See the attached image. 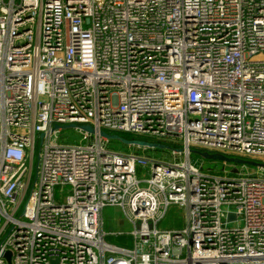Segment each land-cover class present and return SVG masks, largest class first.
<instances>
[{"label":"built area","instance_id":"obj_1","mask_svg":"<svg viewBox=\"0 0 264 264\" xmlns=\"http://www.w3.org/2000/svg\"><path fill=\"white\" fill-rule=\"evenodd\" d=\"M192 150L264 164V0H0V264H264V167Z\"/></svg>","mask_w":264,"mask_h":264},{"label":"rangeland","instance_id":"obj_2","mask_svg":"<svg viewBox=\"0 0 264 264\" xmlns=\"http://www.w3.org/2000/svg\"><path fill=\"white\" fill-rule=\"evenodd\" d=\"M59 136L66 137V139L69 142L72 141L78 142L79 140V136L77 132L69 128L61 130ZM106 147L114 151H128V149H130V147L127 148V146L122 145L117 141H109V144H107ZM168 148L169 149H163V150L148 149L147 154L150 156H156V158L159 159L169 160L172 157L171 153L173 148L170 147ZM175 149H179V147ZM176 158H178V156H176ZM190 160L192 163L193 162L200 163L204 171L213 170L215 164H219V162L202 159L196 154V150H192L190 154ZM35 162L36 160H34V164ZM228 164L233 165L234 163H228ZM230 165L228 167L233 168ZM234 166L239 167V164H235ZM105 209L107 210L105 211L104 222H107L109 231H115V230L129 231L131 229V225L123 217L119 209L117 208H105ZM182 216H183V211L179 210L177 207H170L165 218L158 224V228H163V229L177 228L181 225ZM107 240L109 242L116 243L114 239L108 238Z\"/></svg>","mask_w":264,"mask_h":264},{"label":"water","instance_id":"obj_3","mask_svg":"<svg viewBox=\"0 0 264 264\" xmlns=\"http://www.w3.org/2000/svg\"><path fill=\"white\" fill-rule=\"evenodd\" d=\"M73 125L71 126H66V127H61V128H72ZM57 127H55L54 129H56ZM81 129L83 131H86L87 133L93 135L95 134L94 129H92L90 126H81ZM98 135L108 141H117L122 145L125 146H139V147H145V148H149V149H158V150H163V149H167V146L163 145V144H157V143H153V142H146L144 140H138V139H126L120 135H116V134H107L105 132H98ZM196 154L201 157L202 159L205 160H210V161H214V162H223V163H234V164H246L248 166L251 167H264V164H260L256 161H251V160H246V159H241V158H229L226 157L224 155L221 154H211L209 152H205V151H196ZM234 219V215L233 214H229L228 215V220H233ZM5 259L6 261L9 263L10 261V255L9 253H5Z\"/></svg>","mask_w":264,"mask_h":264},{"label":"trees","instance_id":"obj_4","mask_svg":"<svg viewBox=\"0 0 264 264\" xmlns=\"http://www.w3.org/2000/svg\"><path fill=\"white\" fill-rule=\"evenodd\" d=\"M122 137H124V138H126V139H134L135 137H133V136H128V135H122ZM107 209H103L102 210V212H101V219H102V222H103V229L105 230V231H108V224H107V222H104V217H105V211H106Z\"/></svg>","mask_w":264,"mask_h":264}]
</instances>
